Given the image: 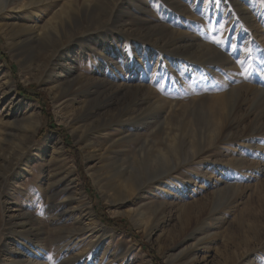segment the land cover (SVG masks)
I'll return each mask as SVG.
<instances>
[{"label": "rangeland", "instance_id": "1", "mask_svg": "<svg viewBox=\"0 0 264 264\" xmlns=\"http://www.w3.org/2000/svg\"><path fill=\"white\" fill-rule=\"evenodd\" d=\"M0 134V264H264V0H10Z\"/></svg>", "mask_w": 264, "mask_h": 264}, {"label": "bare ground", "instance_id": "2", "mask_svg": "<svg viewBox=\"0 0 264 264\" xmlns=\"http://www.w3.org/2000/svg\"><path fill=\"white\" fill-rule=\"evenodd\" d=\"M9 1L10 0H0V9H6L7 8V6H8V4H9ZM22 6L24 7V6H26V4H22ZM42 36H44V34L43 33H35V32H33V31H25V30H22V31H20L19 33H17V35H16V41H17V47L21 50V52H22V50L25 48V47H27L28 45H30V44H34V43H38L40 40H41V37ZM43 39V38H42ZM60 47V46H59ZM28 48V47H27ZM26 48V49H27ZM58 48V47H57ZM63 50H65L63 47H61L60 49H56V51H55V53H54V55L48 60V62L50 63L53 59H55L56 57H60V54L59 53H61V51H63ZM25 51V50H24ZM32 58L31 57H29L28 58V61H30ZM30 62H32L33 63V60H31ZM53 62V61H52ZM48 63V64H49ZM47 64V65H48ZM50 65V64H49ZM46 69V68H45ZM48 69V68H47ZM46 69V70H47ZM10 79V78H9ZM8 79V80H9ZM10 81H11V79H10ZM12 82V81H11ZM10 82V83H11ZM11 90H12V92H14L15 91V87L14 86H12L11 87ZM12 115H13V117H18L19 116V112H17L16 110L15 111H13L12 112ZM29 118V117H28ZM33 118V117H32ZM14 121V120H13ZM36 123H38V121L36 120ZM11 129H12V127H11ZM13 130V129H12ZM11 131V130H10ZM37 131H38V128L36 127V125L34 126V128L32 129V131H31V137H33L36 133H37ZM4 144H5V138H4V136L2 135V134H0V148H3L4 147ZM163 144V143H162ZM6 153H5V151H2L1 153H0V165H2V163H4V162H6L7 161V159H8V157L5 155ZM117 169V168H116ZM5 175V173L3 174V176L2 177H5L4 176ZM117 176V175H116ZM1 178V177H0ZM113 178V177H112ZM3 179V178H2ZM112 181H113V179H112ZM116 182V181H115ZM115 184V183H114ZM110 185V184H109ZM112 185V184H111ZM108 187H111V186H108ZM125 187L126 188H130L131 187V182L130 181H128V182H126V185H125ZM125 188V189H126ZM138 190H139V187L137 188ZM118 191H117V189H115L114 190V194H113V197L116 199L117 197H118ZM113 200V201H115V202H117L116 200ZM117 200H119V199H117ZM126 200V199H125ZM125 200H121V203H123V202H125ZM88 209H89V212H90V214L92 215L93 213H91V207H89L88 206ZM93 218V217H92ZM96 223H97V226H99V225H101V223H100V221H99V219H96V220H94ZM16 223V222H15ZM86 223V222H85ZM79 224H80V222H79ZM78 224V225H79ZM91 224V223H90ZM94 224V223H93ZM16 226V225H15ZM89 226H86V225H83L82 224V226L81 225H79L78 227H77V230L79 231V232H81V234H79V235H84V234H86V230H89V228H88ZM95 227V226H94ZM99 228V227H98ZM95 229V228H94ZM90 230H93V229H91L90 228ZM95 231V230H94ZM90 233H92V231L90 232ZM89 234V233H88ZM82 237V236H81ZM177 244V243H176ZM181 244H183L182 242H180L178 245H176L174 248L175 249H177ZM194 249V248H193ZM194 251V250H193ZM192 252V251H191ZM186 252H185V250L184 251H181L180 253H178V254H175L174 256H172V261L174 262V263H177L178 264V262L182 259V258H184V256H182V255H184ZM188 257V256H187Z\"/></svg>", "mask_w": 264, "mask_h": 264}, {"label": "trees", "instance_id": "3", "mask_svg": "<svg viewBox=\"0 0 264 264\" xmlns=\"http://www.w3.org/2000/svg\"><path fill=\"white\" fill-rule=\"evenodd\" d=\"M19 90H21L22 92H24L25 91V93H27L26 91L27 90H25L24 88H22V87H19ZM32 96H34L36 99H38L39 101H41V104H42V110H43V117H44V119L46 120V125H45V127H49V128H51L50 130H53V131H60V128L59 127H57V126H55V125H52L51 123H52V121H50L51 120V118H50V114L48 113V105H47V103H46V101H45V98L42 96V95H40V94H32ZM75 155H76V157L79 159L80 158V154L75 150ZM79 172H80V175H81V177L83 178V182H84V184L85 185H87L88 186V188H90L91 186H89L90 184H89V178L85 175V173L82 171V167H80L79 168ZM103 220L107 223V224H109V225H112L113 227H115L116 229H118V228H120L121 227V223L117 220V219H115V218H109V217H107V216H103ZM156 262H157V264H161V262H160V260L159 259H157L156 258Z\"/></svg>", "mask_w": 264, "mask_h": 264}]
</instances>
